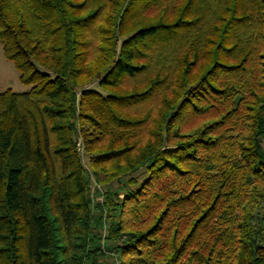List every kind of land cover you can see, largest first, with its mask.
Segmentation results:
<instances>
[{"label":"trees","instance_id":"1","mask_svg":"<svg viewBox=\"0 0 264 264\" xmlns=\"http://www.w3.org/2000/svg\"><path fill=\"white\" fill-rule=\"evenodd\" d=\"M0 43L29 87L0 92V264H98L77 121L126 144L97 178L148 174L120 264H264V0H0Z\"/></svg>","mask_w":264,"mask_h":264},{"label":"rangeland","instance_id":"2","mask_svg":"<svg viewBox=\"0 0 264 264\" xmlns=\"http://www.w3.org/2000/svg\"><path fill=\"white\" fill-rule=\"evenodd\" d=\"M129 82L124 86L125 88H128L124 90L126 93H131L136 90V87ZM82 84L83 85H81L78 90L79 93L85 89L98 88L99 80H87ZM8 89H11L15 92H25L29 89V87H26L21 83L19 71L12 62L7 60L3 51V46L0 43V92H4ZM150 106L151 105L133 109L129 111V113L130 115L142 118L146 115V112ZM76 129V144L78 154L84 165L86 178L90 183L88 197L91 203L92 213L96 219H99L100 217L102 218V223L100 226L98 225L97 221L95 223L98 225V227L94 228L96 237L95 239L97 241L96 243L93 242L91 244V248H93L94 245H99L101 248L100 254L97 258L98 264H120L119 254L115 250L116 245L113 244L109 238V228L113 221H116L118 215L117 207L113 205V203L115 204L117 200H123L129 193L139 190L148 179V174L145 171L146 168H141L137 171L127 173L126 175L116 178L112 181L106 178L103 174L100 176V178H97L94 169L91 167V158L96 153H101L110 149H121L126 147V144L112 146V138L108 136L104 138L103 143L96 147L88 148V141L94 139L90 133H94V137H96L99 135V131H95L94 127L89 121H77ZM144 132L145 138L148 136V132H146V130ZM141 135H143V133H141ZM129 145L130 144H128V146ZM129 159L130 158H127L126 161L123 160L122 163L125 165L129 164ZM107 203L112 204L107 206ZM87 264H90V262Z\"/></svg>","mask_w":264,"mask_h":264}]
</instances>
